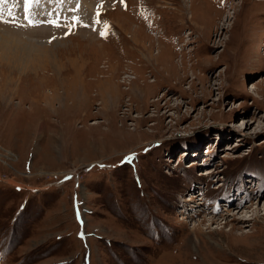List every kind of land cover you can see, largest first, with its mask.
<instances>
[{
	"label": "rangeland",
	"instance_id": "1",
	"mask_svg": "<svg viewBox=\"0 0 264 264\" xmlns=\"http://www.w3.org/2000/svg\"><path fill=\"white\" fill-rule=\"evenodd\" d=\"M1 1L0 264H264V0Z\"/></svg>",
	"mask_w": 264,
	"mask_h": 264
},
{
	"label": "bare ground",
	"instance_id": "2",
	"mask_svg": "<svg viewBox=\"0 0 264 264\" xmlns=\"http://www.w3.org/2000/svg\"><path fill=\"white\" fill-rule=\"evenodd\" d=\"M44 2V1H43ZM12 4V3H11ZM50 4V3H49ZM52 4V3H51ZM53 5V4H52ZM56 5H57V3L54 5V6H52V7H56ZM0 6H2V5H0ZM45 6V5H44ZM51 6V5H50ZM52 7H49L48 9L50 10V8H52ZM3 8V7H2ZM13 10V9H12ZM71 9H69V10H65L64 12H69ZM73 10V9H72ZM18 13V12H17ZM4 14V13H3ZM7 15L9 14V13H6ZM5 14V15H6ZM11 14V13H10ZM16 14V13H15ZM135 30L136 29H133V31L129 34L130 35V38H131V40L133 41V42H136V33H135ZM2 40V41H1ZM1 40H0V47H2L3 49H4V43H6V42H9V41H12V40H10V39H8V38H6V37H1ZM2 42H4V43H2ZM28 45V44H27ZM30 45V44H29ZM32 45V44H31ZM37 47H39V46H42V45H39V44H35ZM26 46V45H25ZM28 49V48H27ZM6 50V49H5ZM39 53H42V51H38ZM38 55H40V54H38ZM126 78H131V79H137L136 77H129L128 75H126ZM110 81H112L111 79H108V83L110 82ZM105 83L106 82H103L102 83V85L104 86V92L105 93H110V94H112V92H111V87H109V86H106L105 87ZM136 82H133V87L131 88H126L127 90H130V91H133V92H131L132 93V95L133 96H135V95H138L139 94V90H140V88L135 84ZM107 85V84H106ZM194 197V196H193ZM213 217V216H212ZM245 220V218H239V220ZM193 230H195V228L193 229ZM242 236H244V235H241V237ZM185 243V242H184ZM200 245H202V243H200ZM210 246V245H209Z\"/></svg>",
	"mask_w": 264,
	"mask_h": 264
},
{
	"label": "snow or ice",
	"instance_id": "3",
	"mask_svg": "<svg viewBox=\"0 0 264 264\" xmlns=\"http://www.w3.org/2000/svg\"><path fill=\"white\" fill-rule=\"evenodd\" d=\"M101 35H104V33H101Z\"/></svg>",
	"mask_w": 264,
	"mask_h": 264
}]
</instances>
